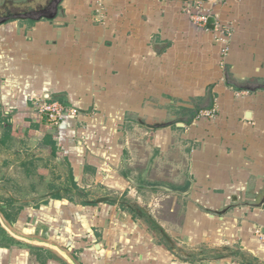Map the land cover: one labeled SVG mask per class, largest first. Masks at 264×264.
<instances>
[{
    "label": "crops",
    "instance_id": "obj_1",
    "mask_svg": "<svg viewBox=\"0 0 264 264\" xmlns=\"http://www.w3.org/2000/svg\"><path fill=\"white\" fill-rule=\"evenodd\" d=\"M58 9L0 21V221L75 264H264V0ZM0 264L69 263L0 225Z\"/></svg>",
    "mask_w": 264,
    "mask_h": 264
},
{
    "label": "water",
    "instance_id": "obj_2",
    "mask_svg": "<svg viewBox=\"0 0 264 264\" xmlns=\"http://www.w3.org/2000/svg\"><path fill=\"white\" fill-rule=\"evenodd\" d=\"M61 0H51L50 1V6L52 7L50 11L48 10H44L43 12H41L40 14H38L36 16V18H40V17H44V18H47V19H53L56 17L57 13H58V5L60 3ZM189 1V0H187ZM16 18H35L34 16H28L26 14L24 15H15ZM6 19H8V17L6 18H2L0 21L1 22H4ZM208 22H214V18L213 17H209L208 18ZM264 197V196H263ZM109 201V198L108 197H100L98 199L95 200V202H107ZM263 201H264V198H263ZM1 220V219H0ZM152 227L157 229V231L162 235V237L167 241V243L171 246L173 244L172 242V239L169 235V233L167 232V230L156 220H152ZM0 225L2 226V228L5 229L6 231V234L10 237H12L15 241H19L23 244H26V245H40V246H43L47 249H53V250H56L58 251L62 257L69 263V264H75L74 261L69 258L64 251H61L57 246L51 244V243H47V242H44V241H41V240H38V239H33V238H28V237H25V236H22V235H19L18 233L14 232L13 230H11L7 225H5L2 221H0ZM216 251H220V249H214ZM201 253H206V252H203V251H200L198 254H201Z\"/></svg>",
    "mask_w": 264,
    "mask_h": 264
},
{
    "label": "built area",
    "instance_id": "obj_3",
    "mask_svg": "<svg viewBox=\"0 0 264 264\" xmlns=\"http://www.w3.org/2000/svg\"><path fill=\"white\" fill-rule=\"evenodd\" d=\"M198 8V7H197ZM186 11L190 14L192 20L197 21L201 24H207L210 14L204 12V9L198 8L192 12L193 3H187L185 6ZM202 11V12H201ZM38 111L45 117L46 121L52 125L59 124L67 115H77L78 110L73 107H67L58 101L43 102L38 104ZM200 117L212 115L211 110H200ZM257 235L261 240H264V233L257 229Z\"/></svg>",
    "mask_w": 264,
    "mask_h": 264
},
{
    "label": "flooded vegetation",
    "instance_id": "obj_4",
    "mask_svg": "<svg viewBox=\"0 0 264 264\" xmlns=\"http://www.w3.org/2000/svg\"><path fill=\"white\" fill-rule=\"evenodd\" d=\"M50 1L51 0H0V20L17 14H26L35 17L44 10H51Z\"/></svg>",
    "mask_w": 264,
    "mask_h": 264
},
{
    "label": "rangeland",
    "instance_id": "obj_5",
    "mask_svg": "<svg viewBox=\"0 0 264 264\" xmlns=\"http://www.w3.org/2000/svg\"><path fill=\"white\" fill-rule=\"evenodd\" d=\"M201 3H202V2L199 1V2H196V4H193V9L190 10V11L194 12V11H196L198 8L203 9V6H200V5H199V4H201ZM197 7H198V8H197ZM187 14L190 16V14H189L188 12H187ZM190 19L192 20L191 17H190ZM224 28H225V29H224ZM218 31H219L220 33H223L225 36H229V33H230V31H228L227 28L224 27V26H222V28H220V26H218ZM122 197H124V198H122ZM120 198H121V201L125 200V201H129V203L134 202V201H132L133 198L128 197V196H125V195H124V196H121Z\"/></svg>",
    "mask_w": 264,
    "mask_h": 264
},
{
    "label": "trees",
    "instance_id": "obj_6",
    "mask_svg": "<svg viewBox=\"0 0 264 264\" xmlns=\"http://www.w3.org/2000/svg\"><path fill=\"white\" fill-rule=\"evenodd\" d=\"M127 203H128V202H127V201H125V200H124V201H122V204H124V205H125V204H127ZM127 205H128V207H129V208H131V210H133V211H135V210H136V207H135L134 205H132V204H130V203H128Z\"/></svg>",
    "mask_w": 264,
    "mask_h": 264
}]
</instances>
